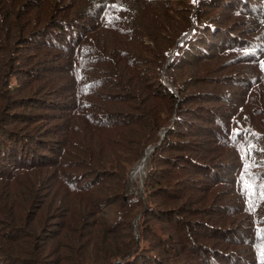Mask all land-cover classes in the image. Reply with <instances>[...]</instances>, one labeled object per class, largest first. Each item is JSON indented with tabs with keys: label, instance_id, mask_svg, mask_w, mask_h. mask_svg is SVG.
<instances>
[{
	"label": "trees",
	"instance_id": "obj_1",
	"mask_svg": "<svg viewBox=\"0 0 264 264\" xmlns=\"http://www.w3.org/2000/svg\"><path fill=\"white\" fill-rule=\"evenodd\" d=\"M262 253L264 0H0V264Z\"/></svg>",
	"mask_w": 264,
	"mask_h": 264
},
{
	"label": "rangeland",
	"instance_id": "obj_2",
	"mask_svg": "<svg viewBox=\"0 0 264 264\" xmlns=\"http://www.w3.org/2000/svg\"><path fill=\"white\" fill-rule=\"evenodd\" d=\"M175 4V2H174ZM164 82L169 85L172 89H174L173 85L170 83L168 78H165L164 76ZM151 149V148H150ZM150 153V151H148ZM147 152V153H148ZM146 153V154H147ZM144 164V167L141 169V165ZM147 170L146 160L144 161V157L140 159L138 162L135 163V165L130 169L129 176L132 180L136 181L138 183V187H142V181L145 176ZM137 188L133 186V189ZM138 191L137 189H135ZM100 220L105 224H111L116 222L119 219L120 212L117 207H107L104 211H102L101 214L98 215ZM137 219H135V223L137 222Z\"/></svg>",
	"mask_w": 264,
	"mask_h": 264
},
{
	"label": "water",
	"instance_id": "obj_3",
	"mask_svg": "<svg viewBox=\"0 0 264 264\" xmlns=\"http://www.w3.org/2000/svg\"><path fill=\"white\" fill-rule=\"evenodd\" d=\"M149 152L146 154V156L144 157V160H146L147 156H148Z\"/></svg>",
	"mask_w": 264,
	"mask_h": 264
},
{
	"label": "built area",
	"instance_id": "obj_4",
	"mask_svg": "<svg viewBox=\"0 0 264 264\" xmlns=\"http://www.w3.org/2000/svg\"><path fill=\"white\" fill-rule=\"evenodd\" d=\"M145 161V160H144ZM144 167V164L141 165V169Z\"/></svg>",
	"mask_w": 264,
	"mask_h": 264
},
{
	"label": "snow or ice",
	"instance_id": "obj_5",
	"mask_svg": "<svg viewBox=\"0 0 264 264\" xmlns=\"http://www.w3.org/2000/svg\"><path fill=\"white\" fill-rule=\"evenodd\" d=\"M262 255H264V253H262Z\"/></svg>",
	"mask_w": 264,
	"mask_h": 264
}]
</instances>
